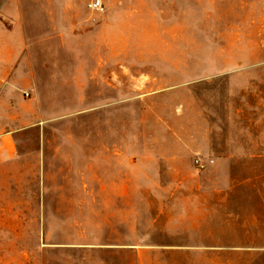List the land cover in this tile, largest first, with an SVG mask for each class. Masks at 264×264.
<instances>
[{"label": "rangeland", "instance_id": "1", "mask_svg": "<svg viewBox=\"0 0 264 264\" xmlns=\"http://www.w3.org/2000/svg\"><path fill=\"white\" fill-rule=\"evenodd\" d=\"M92 1L19 7L0 264H264V0Z\"/></svg>", "mask_w": 264, "mask_h": 264}, {"label": "crops", "instance_id": "2", "mask_svg": "<svg viewBox=\"0 0 264 264\" xmlns=\"http://www.w3.org/2000/svg\"><path fill=\"white\" fill-rule=\"evenodd\" d=\"M25 2L26 0H4L3 4L0 7V81L4 82L5 84L6 83L9 84L10 82H12V78L14 77V75L12 74H15L17 68L21 66L22 63L31 62L32 66H30L29 73L30 75H32L33 72L31 70H33L32 68H34L35 63L39 65L40 64L45 65L48 63L47 55L49 53L53 54V57L55 58L53 60H56L57 58V55H56L57 53L54 50H52V48H49L46 45H44V47L42 45L43 48L39 47V48L44 49V52L41 53L40 55H39V52L35 51V50H38V46L35 45V49H34L35 52L33 53V56L32 57L27 56L26 41L36 40L38 41V43H42V42L45 43L47 41L46 44L47 43L50 44V42H48L50 38L46 37L45 35H42L43 33L42 27L47 21V18H41L40 16H37L36 18L33 17L32 19L22 14L20 15L18 13L21 3H22L21 8L24 9ZM12 15L15 17L12 18ZM12 19L16 21L15 27H14L16 29L14 30H12ZM43 21H44V24H42ZM25 24L26 26H29V27L30 26H32L33 28L36 27L35 33H30V32H29L30 34L25 33V30H24ZM53 24H55V22L51 23L50 25H53ZM12 36H14L15 38L14 45H12ZM70 50L74 51L72 47H70ZM63 54L64 53L61 52V56ZM76 55L78 57V53L73 52V56L75 57ZM21 75L16 76V77L22 80L24 78H22ZM3 94L4 93L2 92L1 95ZM9 98L10 99L7 103L12 107V98L10 94H9ZM15 130H16L15 127H13L12 129H0V160H2V162H4L3 158H5V156L8 157L9 155L12 158V152H13L12 146H15V144H14V139H12L11 133ZM4 131H7V132H4Z\"/></svg>", "mask_w": 264, "mask_h": 264}, {"label": "built area", "instance_id": "3", "mask_svg": "<svg viewBox=\"0 0 264 264\" xmlns=\"http://www.w3.org/2000/svg\"><path fill=\"white\" fill-rule=\"evenodd\" d=\"M90 6L92 7L93 10H96L98 12H104L107 10L106 6L104 5L103 1L102 0H93L90 4ZM25 94L27 96H29V92L26 91ZM197 162L198 164L201 166V167H205V162L203 161V159L201 157H199L197 159Z\"/></svg>", "mask_w": 264, "mask_h": 264}]
</instances>
